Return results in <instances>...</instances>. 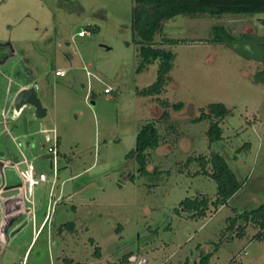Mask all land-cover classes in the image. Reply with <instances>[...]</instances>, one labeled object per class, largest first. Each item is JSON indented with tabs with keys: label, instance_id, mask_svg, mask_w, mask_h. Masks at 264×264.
I'll use <instances>...</instances> for the list:
<instances>
[{
	"label": "rangeland",
	"instance_id": "374dc122",
	"mask_svg": "<svg viewBox=\"0 0 264 264\" xmlns=\"http://www.w3.org/2000/svg\"><path fill=\"white\" fill-rule=\"evenodd\" d=\"M134 6V0H0V151L9 149L14 162L23 161V152L38 173L52 178L31 198L35 216L25 202L31 212L17 217L3 240L0 230V264H122L127 254L146 264H195L208 253L210 264H264L258 227L250 222L237 235L243 213L264 203V83L256 81L264 54L256 46L214 41L218 26L234 37L263 36L258 22L264 14L199 13L164 22L155 46L176 55L171 82L161 95L144 96L161 61L141 67ZM31 82L50 116L36 119L26 107L17 120L16 93ZM161 101L171 105L168 122ZM179 103L183 109L174 110ZM219 103L230 111L224 119L195 121ZM212 121L222 128V139L213 143ZM147 123L157 126L162 141L148 150L153 174L142 176L128 154ZM55 137L56 182L48 151ZM215 153L243 186L218 210L212 205L206 216L192 218L182 202L199 194L215 201L218 184L196 175L201 165L189 160ZM5 174L11 185L21 184L15 171ZM46 214L50 222L33 240V220L38 229ZM67 223L74 227H63Z\"/></svg>",
	"mask_w": 264,
	"mask_h": 264
},
{
	"label": "trees",
	"instance_id": "16d2710c",
	"mask_svg": "<svg viewBox=\"0 0 264 264\" xmlns=\"http://www.w3.org/2000/svg\"><path fill=\"white\" fill-rule=\"evenodd\" d=\"M134 2L132 29L134 34L138 36L134 42L138 47L139 57L142 61L141 67H144L145 63H150L152 60L159 59L161 61L158 80L151 87L140 92L144 96L161 95L166 85L171 82L169 74L173 68L176 55L170 50L155 46L156 35L164 31V22L178 15L195 16L199 13H207L212 17L218 18L224 14H264V0H134ZM259 24L261 25L260 22ZM165 41L176 42V40L169 39H165ZM214 41L231 47L237 44L256 46L264 54V35L244 33L239 37H234L226 28L218 26L214 30ZM235 50L242 52L241 49ZM248 55L244 53L246 58ZM259 60L264 64V58ZM256 81L264 83V69L259 72ZM161 104L166 108L161 117L162 121L168 122L170 119L168 108L171 105L167 101H161ZM183 107V103L173 105V109L176 111L182 110ZM229 113L230 111L224 104H212L209 106V112L196 118L195 121L205 118H210L211 120L213 118L224 119ZM171 128L175 130L173 126ZM209 136L211 143L222 139V128L219 121H212ZM161 141V135L154 123H147L140 130L137 137V147L128 154V157L136 159L142 176L153 174L148 170V150L158 148L161 145ZM195 160L201 165V170L196 175L202 174L213 178L218 184V193L215 201H211L202 194L183 201L182 211L192 213V218L206 216L212 205L215 210H218L220 205L226 204L243 186L238 182L235 173L231 170L225 158L220 154L215 153L210 159L205 156L192 158L189 162H194ZM209 165H211V171L207 169ZM156 172L159 171L156 170ZM242 217L244 218L245 226L238 229L241 231L237 235H241L249 225L248 223L252 222L259 229L254 237L264 240V203L256 209L245 211ZM231 224V228L236 227L237 219L232 218ZM64 226L73 228L74 223H67ZM63 227L60 228V233L64 231ZM98 250V253H100L99 248ZM132 256L133 254H127L122 264H131L130 258ZM212 256V253H208L199 261H196L195 264H210Z\"/></svg>",
	"mask_w": 264,
	"mask_h": 264
},
{
	"label": "built area",
	"instance_id": "2783aa9c",
	"mask_svg": "<svg viewBox=\"0 0 264 264\" xmlns=\"http://www.w3.org/2000/svg\"><path fill=\"white\" fill-rule=\"evenodd\" d=\"M64 74H65L64 71L57 72L58 76H63ZM35 85L38 88V85L37 84ZM112 92L113 90L110 87L105 89V93L107 94H110ZM18 115L20 114L18 113ZM4 123L5 125L7 124V118L5 116H4ZM58 141H59L58 137H55L54 143L49 147V150H48L49 154H51L53 157L51 163H52L53 171L55 173V180L57 178V170H58L57 169L58 168V157H59ZM22 155L24 159L23 161H19V162H14V161H11L10 159L5 160V158L0 159V163H2L3 165L2 170L5 171L8 168L14 169L17 172L20 178V181H21V184L14 188L6 187V185H3L2 187H0V207L1 206L6 207L7 200L12 199V198H15L16 203L24 205L25 202H29L32 204V206H34L35 202L34 200H31V198L34 197L36 188L42 183L51 181V178L49 177L48 174L38 173L36 169L31 165L30 161L28 160V158L23 152H22ZM23 164L26 165V168L21 169L20 167ZM13 191H17L18 194L15 196H11V197H4V195L7 192H13ZM130 261L133 263L137 262L138 264H146L147 262L146 259L138 260L136 256H132L130 258Z\"/></svg>",
	"mask_w": 264,
	"mask_h": 264
},
{
	"label": "water",
	"instance_id": "95a60500",
	"mask_svg": "<svg viewBox=\"0 0 264 264\" xmlns=\"http://www.w3.org/2000/svg\"><path fill=\"white\" fill-rule=\"evenodd\" d=\"M259 22L261 25L264 27V19H260ZM2 47L4 45H1ZM14 107L16 111L19 114L24 113V109L26 107H29L33 110L34 112V117L36 119H47L48 117V108L44 106L42 99L39 94V90L36 87L35 84H31L30 86H27L23 88L16 96L15 102H14ZM23 109V111H22ZM24 124H25V131L28 133V120L27 118H24ZM6 153L3 151H0V157L5 158ZM0 166L2 167V163H0ZM16 186H12L10 188H14ZM17 191L13 192H7L4 197H11L17 195Z\"/></svg>",
	"mask_w": 264,
	"mask_h": 264
},
{
	"label": "crops",
	"instance_id": "0c3cea01",
	"mask_svg": "<svg viewBox=\"0 0 264 264\" xmlns=\"http://www.w3.org/2000/svg\"><path fill=\"white\" fill-rule=\"evenodd\" d=\"M4 57V55H3V51L2 50H0V62H3V61H1V59ZM30 84H32V82L30 83ZM30 84H26V85H22V86H20V88H19V90L17 91V93H16V96H17V94L23 89V88H25V87H27L28 85H30ZM37 84V83H36ZM16 96H15V98H16ZM32 110V109H31ZM34 113V112H33ZM20 115H17V120H18V117H19ZM50 116V109L48 108V117ZM47 117V118H48ZM20 118V117H19ZM5 124V123H4ZM5 131L6 132H8L9 134L11 133L10 132V130L8 129V128H5ZM54 132H56L55 130H54ZM58 140L60 141V138H58ZM6 145V144H5ZM8 150L9 149H7V153H6V156H5V160H7V159H10V160H12V155H11V152H8ZM59 155H60V152H59ZM0 159H4V158H1L0 157ZM13 161V160H12ZM50 167L53 169V167H52V163H51V161H50ZM7 170H13V171H15L14 169H12V168H8V169H6L5 171H3L2 170V167L0 166V177H3L4 178V183L2 184V186L3 185H6V187H12L13 185H11L10 184V180L8 181L7 180V176H6V174H5V172L7 171ZM15 173L17 174V172L15 171ZM41 173H45V172H41ZM17 176H18V174H17ZM18 178H19V176H18ZM51 178V177H50ZM51 180H52V178H51ZM53 180H55V177H54V179ZM55 182H56V180H55ZM2 186H0V187H2ZM34 196H35V194H34ZM34 198V197H33ZM35 202V201H34ZM37 206V204H35L34 205V213H33V215L35 216V213H36V207ZM18 207V208H17ZM49 207H50V205H49ZM48 207V208H49ZM19 208L21 209V211H19ZM0 211L2 212V218H1V220H4L5 218H6V215H9V218H13V216L16 214V212L18 213V212H20V214H21V212H24V213H29V212H31V210H26L25 209V205H23V204H19V203H16V201H14V199H10V200H7V204H6V207H4V206H1L0 207ZM4 211V212H3ZM13 213V214H12ZM12 214V215H11ZM8 218V217H7ZM15 222H16V218L14 219L13 218V220H12V225H14L15 224ZM33 222H34V237H33V240L38 236V234L40 233V231H44L45 230V228H46V225L47 224H49V222H50V218H49V220H48V214H46V217H45V220L43 221V223L41 224V226L38 228V229H36V222H35V219L33 220ZM131 262V261H130ZM133 262H131V264H132Z\"/></svg>",
	"mask_w": 264,
	"mask_h": 264
},
{
	"label": "flooded vegetation",
	"instance_id": "af4514ba",
	"mask_svg": "<svg viewBox=\"0 0 264 264\" xmlns=\"http://www.w3.org/2000/svg\"><path fill=\"white\" fill-rule=\"evenodd\" d=\"M21 211V210H19ZM24 212H21V214ZM20 212H16V214L13 216V218H17L19 216H21ZM13 218H5L4 220H2L1 224H0V230H1V234H2V240L5 239L4 237L6 236V233L8 232L9 228L12 226V220Z\"/></svg>",
	"mask_w": 264,
	"mask_h": 264
}]
</instances>
